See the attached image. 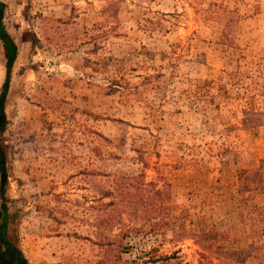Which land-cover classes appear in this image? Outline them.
Here are the masks:
<instances>
[{"label": "rangeland", "instance_id": "1", "mask_svg": "<svg viewBox=\"0 0 264 264\" xmlns=\"http://www.w3.org/2000/svg\"><path fill=\"white\" fill-rule=\"evenodd\" d=\"M0 1L28 264H264V0Z\"/></svg>", "mask_w": 264, "mask_h": 264}, {"label": "trees", "instance_id": "2", "mask_svg": "<svg viewBox=\"0 0 264 264\" xmlns=\"http://www.w3.org/2000/svg\"><path fill=\"white\" fill-rule=\"evenodd\" d=\"M4 9V3L0 1V42L3 49V56L5 58L4 62V76L0 87V134L2 133L6 117L4 113V103H5V95L8 88L9 83V76H10V68L11 65L15 59L16 56V45L14 41L11 39L9 34L6 32V30L3 27V24L1 22L2 12ZM5 156L2 150V146L0 145V214L6 215L7 214V206L5 203V184H6V168H5ZM127 184V183H126ZM130 187L133 188V191H121V193L118 195L119 202L126 201L129 197L134 198L135 203L140 204L143 202V189L141 182H128ZM145 186H150V183L144 184ZM149 190V189H148ZM152 195H154L151 199L152 202L155 204V201L159 199V191L158 190H151ZM140 205H147L148 206V199H145L144 203H141ZM147 208V207H145ZM113 223H110L107 225V228L111 229L115 225H118L120 228L121 225H123L122 221L119 219V217H111V221ZM6 219H3V221H0V264H28L27 259L15 244L11 243L6 239L5 237V231H6ZM112 241L114 245L120 246L121 245V237L119 234H116L112 237Z\"/></svg>", "mask_w": 264, "mask_h": 264}]
</instances>
